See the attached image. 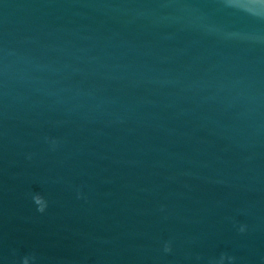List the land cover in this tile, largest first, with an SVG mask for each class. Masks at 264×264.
Segmentation results:
<instances>
[{"label": "water", "instance_id": "water-1", "mask_svg": "<svg viewBox=\"0 0 264 264\" xmlns=\"http://www.w3.org/2000/svg\"><path fill=\"white\" fill-rule=\"evenodd\" d=\"M222 257L264 264V0H0V264Z\"/></svg>", "mask_w": 264, "mask_h": 264}, {"label": "clouds", "instance_id": "clouds-1", "mask_svg": "<svg viewBox=\"0 0 264 264\" xmlns=\"http://www.w3.org/2000/svg\"><path fill=\"white\" fill-rule=\"evenodd\" d=\"M33 200H34V203L38 206L37 210L39 212L43 213L45 211L46 207H47V203H46L45 199L41 195L36 194V195L33 196ZM244 230L245 229L243 227L240 229L241 232H243ZM165 251L166 252L170 251V248L166 247ZM223 259L224 258L222 257L221 258V264H222ZM24 264H28V260L27 259H25Z\"/></svg>", "mask_w": 264, "mask_h": 264}]
</instances>
